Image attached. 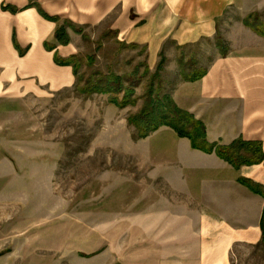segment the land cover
I'll return each instance as SVG.
<instances>
[{
	"label": "crops",
	"instance_id": "crops-1",
	"mask_svg": "<svg viewBox=\"0 0 264 264\" xmlns=\"http://www.w3.org/2000/svg\"><path fill=\"white\" fill-rule=\"evenodd\" d=\"M38 8L83 31L109 21L119 40L145 47L150 69L162 59L165 68H173L178 76L171 97L203 122L209 143L228 145L242 138L260 142L264 153V36L243 22L249 13L264 12V0H0L1 127L8 126L10 113L20 111V99L50 97L76 81L72 66L57 64L54 54L60 59L78 55L80 34L68 28V44L50 50L46 42L54 43L56 22ZM218 33L225 40L221 46ZM204 45L212 51L202 53L207 65L190 68L205 73L185 79L182 70L189 71L195 60L185 63L184 50ZM152 133L144 140L146 159L158 156L162 180L193 204L190 218L176 217V223L192 226L168 239L176 252L169 264H231L235 244L260 245L264 197L237 180L264 187V162L235 168L215 152L193 149L170 127ZM9 166L8 154L1 151L0 194L8 185L3 176ZM9 262L6 255L0 264H20Z\"/></svg>",
	"mask_w": 264,
	"mask_h": 264
},
{
	"label": "rangeland",
	"instance_id": "rangeland-1",
	"mask_svg": "<svg viewBox=\"0 0 264 264\" xmlns=\"http://www.w3.org/2000/svg\"><path fill=\"white\" fill-rule=\"evenodd\" d=\"M83 33V76L109 68L122 75L148 65L145 47L121 46L109 21ZM224 41L218 33L217 45ZM204 46L184 50L185 63L195 60L189 71L207 65L202 53L212 51ZM157 65L135 88L134 105L118 108L107 102L108 95L78 96L72 87L20 99L8 126L0 124V152L10 163L0 194V263L6 255L20 264H169L176 258L168 239L183 227L190 230L192 224L176 223V217L188 219L192 201L162 180L158 156L146 159L144 140L153 133L134 139L136 130L127 121L142 107ZM165 66L163 61L154 83L171 97L178 75ZM230 263L264 264V246L237 243Z\"/></svg>",
	"mask_w": 264,
	"mask_h": 264
},
{
	"label": "trees",
	"instance_id": "trees-1",
	"mask_svg": "<svg viewBox=\"0 0 264 264\" xmlns=\"http://www.w3.org/2000/svg\"><path fill=\"white\" fill-rule=\"evenodd\" d=\"M38 10L44 17L56 22L54 43L49 45L46 42V47L50 50H53L56 45L68 44L70 40L67 31L68 28L81 34L83 38L87 37L83 33V30L80 27H76L73 23L67 20L62 21L59 17H50L40 8ZM243 22L257 34L264 36V19L261 18L258 12L249 13ZM120 45L131 48L137 47L136 44L127 45L124 42H120ZM20 54H23V50H20ZM54 58L59 65L72 66L76 78L72 89L74 95H82L83 97H88L93 94L108 95L107 102L118 108H124L136 103L138 97L135 96V88L150 73L148 65L146 63H140L133 71L122 75L116 74L109 68L106 73L100 70H93L87 76H83L79 72L81 66V58L79 55H74L69 59H60L54 54ZM90 61L92 62V59ZM162 64L163 59L159 61L156 70L148 77L142 107L137 113L127 117L128 123L133 125L136 130L134 139L145 138L161 126H167L173 129L178 137L188 138L193 149L206 153L215 152L218 157L230 163L235 168L264 162V153L261 143L258 141H245L242 138H237L228 145L209 143L206 138V130L203 122L195 119L190 113L180 109L169 95L162 94L160 82L155 85L154 81L159 77ZM140 66H144V70L141 73L139 72ZM204 73L205 70H182V76H186L185 79L188 78V80L198 79ZM237 181L248 187L252 192L264 197V187L260 184L243 177L238 178ZM260 227L262 231L260 245L264 246V208Z\"/></svg>",
	"mask_w": 264,
	"mask_h": 264
}]
</instances>
